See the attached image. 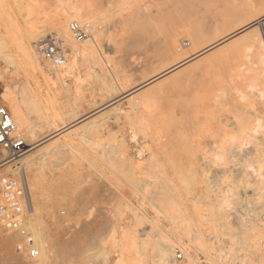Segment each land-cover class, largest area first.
<instances>
[{"label": "rangeland", "instance_id": "obj_1", "mask_svg": "<svg viewBox=\"0 0 264 264\" xmlns=\"http://www.w3.org/2000/svg\"><path fill=\"white\" fill-rule=\"evenodd\" d=\"M8 1L11 5L9 6L11 11L8 10V12L10 13V15L14 17L13 18L11 16L12 19L14 20L15 29L19 30L20 27L24 29L26 28V26L28 25L30 21H35V22L39 21L38 28L40 26L41 28L39 29L40 33L38 34H41V35H39L38 38L36 37L37 39H34L32 41L31 46L34 48V51L36 52V49H35L36 44L40 42L41 40L48 39L50 37H57L62 42L63 47L65 48L67 52V60H68V64L70 65L69 66L67 64V77L64 80L65 88L61 87L60 89L59 88L60 86H59L57 87V89H54L53 91H49L47 87L45 88L47 93L49 92L51 95H52V92H54L53 94H56L57 96L59 93V96L57 98L58 102L56 104L54 113H53V110H50V109L45 110V108H41V111L43 114L32 109V107L29 106L30 105L29 97H28L29 91H27L28 88H27V85H25L27 84L26 82L27 79L25 75H23L24 71L21 72V75L17 79L15 78L16 79L15 82L18 85H20V90L22 89L21 92L24 91V93H20V96L24 102V108L26 110V115H27L28 123H29L28 128L35 131L36 133L35 142H38L35 144V147L37 148L34 151L32 150L33 152L32 151L29 152L30 156H29V153H26L23 156L24 161L27 158L32 159L34 160L33 163L39 166V169L41 167V169L44 170V171L40 170L38 172L37 171L32 172V175L30 171L27 172V177L25 179H27L29 183L32 197H33L32 198L33 203H32V208L30 210V214L26 222L24 223V229L29 231L31 234H33L34 231H37L40 235L41 241L44 242V245L46 244L45 245L46 247H48L47 244H49V246L50 244H54V246H56V251L54 249L55 254L54 253L51 254V258L53 257L55 261L53 262V264H110L113 260L115 261H113L111 264H116L118 254L115 252H118L119 249L117 251V249H114V246L115 248H117L120 242L125 241L124 239L122 241V239L120 238L121 236L124 237V235H121V234L130 232L131 230H135L136 228H139L138 230L140 231L144 227L150 228L152 224L151 222H149V220L155 218L154 215L152 217V214L154 213V209H152L153 207L152 208L148 207V209L150 208L148 214H147L148 209L146 208L143 209L146 217L147 218L151 217L149 218V220L146 219L147 222H145L144 220L145 218H144V215H142V212H141L142 217L140 216V213H138L140 218L137 220H140V219L141 220L138 221L137 224H136L137 220L135 221L136 218H131V220H128V221H121V222L119 221L120 222L119 223V222H114V220L107 222V219H104L105 217H103L102 215H101L102 218H99L100 216L99 217L96 216L98 221L100 219L99 222L101 224L98 223L96 218L95 219L93 218L94 220L91 221V224H90L91 230H89L87 234L83 233L82 230L80 229H84L87 225V222H89L88 221L89 219L87 218V216L85 219V215L88 214V212L91 210L92 207L95 208L94 204L92 207H90L89 204H87V202L94 201L93 199L95 198L94 197L95 192H96L95 190L100 185V180L98 181L97 179L98 177L92 175L94 178L96 177L95 178L96 181L95 180L92 181V179H94L92 178V176H91V179L88 181L89 182L92 181L94 183L97 182V183H95V185L88 184V181L86 178H89L88 175L90 172L93 171V169L90 168L85 158L83 159L82 157H80V159H78L79 161L76 160L78 164L74 163L76 162L74 160H73L74 162L71 161V159L73 158L72 156H70V154L73 155L72 154L73 152L69 149L68 143L69 144L85 143L87 141V143L89 142L91 144H95V146L96 145L98 146L99 145L98 143H100V145H107L108 143V146L112 144L114 145V144L122 143L123 148L119 147L120 145L118 144L117 151L111 150L110 151L111 154L114 155V153L116 152L115 153L116 155L117 154L121 155L125 159V167H129V169L135 172L146 169V167L151 164L152 159H153L152 158L153 156L152 148H151L153 147L151 146V144L153 145V143L152 142L150 143V141L176 140L178 138L177 127H179L178 125L182 123L183 124L186 123V124L185 126L182 124L180 125V127L182 126L186 127V125H188L189 132H190L192 129L190 125L194 124V122L198 123L197 121H200L199 123H201L202 120L204 119L202 117H205V113L207 111L206 107H208V105H210L213 102L212 100H214V98H212L211 100L209 97H212V96H209L208 93H210V91H212L211 89L214 88V86H212L214 83L213 81L215 79H219L216 76L220 74L221 72H218L217 69L215 71L214 70L211 71L207 69L208 66H211V64H209L210 59H211L210 56H212L213 61L216 59H219L220 53L226 47H228L232 43L241 42L244 38V34L248 32V30H242L241 32H238L239 34L236 33V31L240 27L237 26L236 23L230 22L229 18H230V14L232 13L230 12V10L233 11L235 9H243L244 7H246V5L247 6L257 5L260 2H263V0H234L235 3H232L233 0H230L231 1L230 3L226 2L225 0V2L228 4L224 3V5L226 4L223 7L224 12L222 9L223 4H221V9L219 8L220 6L218 4H220V2H218L215 7V4H212V3L203 4L195 0H187V1L180 0V2L178 0L177 1L174 0L173 2H171L172 0H87L86 2H88L89 5H91V8L87 10L89 5L87 6L86 4L85 6L83 4L84 0L82 1L77 0V1H81L82 5L86 7L82 12V14L83 13L84 14L80 16L79 18L81 19V21L83 20L82 23L84 25L88 24V22L91 23V27H92V30L94 31L95 36L93 34L91 35V32H90L89 38L84 42H78L72 38L73 41H75L74 46L72 45L73 43L71 45H69L68 42L66 43L62 35L58 37L57 33H55V31H53V29L51 28L53 26L51 25L48 26V23L47 24L42 23L44 19L45 20L43 22L46 21V15L48 14V12H50L49 11L50 8L48 7L51 5V9L54 10L52 6H55L57 0H8ZM68 1H72V0H68ZM182 1H183V5L181 4ZM193 1H194V4H193ZM178 2L181 4V6ZM222 2L223 1H221V3ZM173 3L175 4V7ZM186 3H188V5H186ZM44 5L45 6L49 5L46 7L47 9L44 7L46 10L43 8ZM228 5H230L229 6L231 8L230 10L225 8ZM198 6H202V7L200 8ZM204 6H206V8H204L203 10ZM40 8H42L43 10ZM179 10L181 12L182 10L183 11L185 10V11L181 13ZM201 11H203L205 14ZM185 17L186 19L188 18L187 20H185L186 22L184 21ZM179 18L182 21H180ZM259 18L264 19V14H261ZM15 19L17 20V22H15L16 21ZM249 21H252V20H249ZM249 21L248 23H250ZM70 22H73V21H70ZM186 23H187V26L185 28L184 25H186ZM248 23L245 22V24L243 25L245 26ZM41 24L43 25V27ZM69 24H67L68 29H69ZM16 25H19V28ZM93 25L95 28L93 27ZM190 25L192 26V28ZM86 26L88 27V25ZM196 26H198L199 28L197 27L196 29ZM199 30L201 31V33ZM196 31L202 34L204 36V39L205 38L207 39V41L206 39L205 41L204 40L201 41V44L199 45L200 49H205L216 43L218 44L219 41L221 42V40H223L224 38L229 37L231 35L232 36L231 38L226 40V42H223L222 44L220 43V45L212 47L208 52H206L200 58H197L189 62L188 64L180 65V67L170 72L169 74H166L164 76L161 75L162 71H164L166 68L172 65L179 64L181 61L185 59V56L183 57L180 55H182V52L185 51V49H186L185 52H188L189 47L183 48L182 45L179 43H181V40L183 39L186 41V43L190 42V40H192V38L190 37H192L194 33H196ZM215 36H217V38H215ZM93 37L97 39L98 42L97 40L94 41ZM173 40L175 43L173 42ZM172 43L174 44V46ZM170 45L175 48L177 46L178 48L177 52H179V50L181 49L182 52L181 50L179 52L181 54H179L178 56L175 55L174 50L176 49L171 48ZM88 46L91 49L90 48L87 49ZM85 50L94 51V55L93 56L87 55L86 53H84ZM39 58L41 59L40 56ZM16 59L11 60L12 63L15 62L12 64L10 63L11 61H9L8 59H5L3 56L0 55V97L1 95H4L6 91L8 90V85L6 81H9L10 77L15 72L14 64H17V65H19V63L21 64L20 60L19 59L16 60ZM40 61L43 65L45 64L49 69L50 68L54 69L52 64L50 67L49 62H47L46 64V61H43L42 59ZM194 64L203 65L202 67L200 66L201 68L200 72L198 71L199 67L196 68V71H195L196 75H194L195 69L191 70V68L195 66ZM21 66L24 67L23 64H21ZM69 67H71L72 69L69 70ZM205 69H207L208 71H206ZM185 71H188V72H185ZM210 71L211 73L216 72V75L214 74V76H212L213 74L211 75ZM197 72H199L200 74ZM203 72L205 76L204 75L201 76ZM196 77L197 78L199 77V78L197 79ZM212 77L213 79L215 78L213 81H211ZM253 78H254V73L253 72L248 73L246 75L245 84L251 83V80ZM205 79L207 81H205ZM195 80L197 82L199 81V83H195ZM203 81L205 82L203 83ZM22 82H24V85L26 87L24 85H21L23 84ZM209 82L210 84H212L210 85L211 87L208 85ZM201 83L203 85L205 84V86L207 83V87H204ZM194 84L196 85L194 86ZM197 84H200V85H197ZM199 86L203 93L200 92ZM201 87L203 89L206 88L205 91H203ZM208 88L210 91H208ZM195 89L196 90L199 89L197 90L198 93L194 92L196 91ZM213 90L215 91V88ZM192 92H193V96H192ZM199 93L202 98L199 97ZM207 95H208V98H207ZM215 96L216 95H213V97ZM188 97H189V100H188ZM190 97H194V98H190ZM192 99L194 101H192V104H191L190 100ZM195 100H198L199 103L197 101L195 102ZM187 101L190 102L189 105L186 104V103H189ZM206 101L209 104H207ZM193 102L196 104H193ZM0 104L2 105V103ZM193 105L195 106L197 105L198 107L196 106L197 107L196 108ZM184 106H185V109H184ZM149 109L150 111L153 109L152 110L153 113H151L152 111L149 113ZM186 109L187 110L189 109L192 114L189 112V110L187 111ZM228 109L224 108V110H228ZM197 110L199 111V113H195V111L197 112ZM224 110H222L223 113H224ZM222 112L221 114H223ZM54 114H58L60 116L61 121L59 122V125H62L66 122L67 124H70L69 125L70 127L68 126L67 127L68 129L65 128V130L63 129L62 130L63 132L61 131L60 133L56 132V128L54 127L53 123H51L53 120L51 117L54 116ZM72 115L77 116V121L74 120L73 122L71 120ZM178 115L180 116L181 121L179 120ZM259 115H261L260 117L264 119V112L262 109L259 112ZM127 116H133V119L132 120L127 119ZM181 116H185V117H181ZM182 118L183 119L186 118V119L183 120ZM44 119L47 120L46 121L47 123L45 122ZM190 120L193 123H191ZM229 121L232 122L231 118ZM230 122L229 124H231ZM137 123H145L146 125L150 127L146 128V131H142V130L139 131L137 128V125H135ZM162 124L172 125V127L168 128L166 126L165 128H168V129L165 130V128H163L162 130V126H161ZM231 126L233 127L234 133L232 132ZM229 127L231 128L229 132L231 131L230 133L231 134L233 133L232 136H234L236 132L235 130L236 127L233 125H230ZM188 128H187V132H188ZM18 129H19V132L24 136V138L27 139L26 140L27 144L28 145L32 144L29 140L30 137L27 136L28 135V133H26L27 131L23 132L21 127L19 126H18ZM238 132L239 131L237 130L236 135H238ZM145 133H147L148 135L146 136ZM181 136L179 135V137ZM38 144L39 146H36ZM255 144H257L256 147H254ZM29 148L27 149V151L30 150ZM84 148L86 147L84 146ZM3 153H6L7 157L9 158L8 152H5L4 150H0V155H2ZM235 153H238V152L237 151L233 152L234 156L232 155L233 156L232 161H234L233 162L234 164L233 163L231 164V166L232 165H235V166L234 168H232V170H229V174H228V171L225 174H223L222 172L221 173L217 172V174L215 175V178H212L214 177V174L213 175L210 174L211 177H209V181L213 179V182L208 181L205 183V185L208 186L207 185L208 183L209 186H211V184L215 183L213 186L209 188L208 187L204 188L205 185H203L204 183H202V181L200 180L201 181L200 184H198V186L196 185V189L194 188L195 190L194 193L198 189L197 191L198 193H195V195L199 194L201 198L199 196L198 197L200 199L197 197V195L196 196L194 195L195 198H193L192 194L194 193L189 194L188 195L189 197L186 196L187 197L186 200L184 199V202L182 205L183 209L185 206L188 207L187 205L188 198L189 200H192V201L197 198L198 200L197 203L196 201H193L192 203L193 206L195 207H193L191 204L189 205L188 209L187 207L185 208V210L187 209L186 213L192 214V212H194L192 208L197 209V208L202 207L201 209L195 210V213L196 211L197 213L200 211V213L198 214H201L204 209V212L201 215L203 216L204 219L207 216V218L205 219V222L211 219L210 220L211 223L206 222L205 224L203 220V224H200V225L199 223H202L201 221L199 223L195 222V223H198L197 225L196 224L188 225L187 223H185L186 225H184V223L181 225H184V227L190 226V227H187L189 231L190 230L192 231V229H190L191 226H194V227L198 226V228H193V231H192V234L194 233L193 235L191 234V231H190L189 236L194 237L196 236L195 233H197V235L201 234L199 235L201 237H203L202 234L204 236L207 235L208 237L206 236L205 240L206 238L207 239L211 238L210 239L211 242L210 240L209 241L207 240V241L209 242V244H211L213 253L214 251L218 252V250H219V253L221 252L222 254L229 253L230 249H232L229 247L232 246L235 249H238L235 252L236 255L234 258L236 259L239 258L241 260L244 256H247L249 258L248 260L250 261L253 260L251 262L252 264L253 262L258 264L261 257H264L263 255L264 252H261V251H264V247H263L264 246V200L261 201L262 204L259 203L256 206L253 204L254 202L253 201L254 193L252 192L253 190L251 188L247 189L246 187L245 188L247 189V191H245L246 189L244 190L241 182H239L240 178L238 177L240 174L238 170L241 168L243 164L244 165L248 164L254 159V157L258 156L259 154L260 156L261 154L264 155V138H260L259 140H257V142L253 140V142L251 141L250 144L248 143L247 146L244 148V153L242 156L239 157L235 155ZM251 165L254 166L255 164H251ZM71 166L73 168H71ZM9 168L10 167H8L7 165L0 168V171H2L0 172V176L12 175L18 179L21 177L19 173H16V172L11 173L12 168L10 169ZM245 172H248V173L252 172V168L248 167ZM41 175L44 176V179H45V181L43 182V185L41 183H37L40 181ZM218 175H221V176L219 177ZM223 175L224 177H222ZM226 176H228V178ZM225 178L226 180H224ZM222 180L227 181V182L228 180H230V182H232V184L234 183V186L235 187L237 186V187L233 188L234 187L233 186L230 188L231 183L229 186V183L227 184L225 182L226 185H228V188H227L228 190L226 188L225 190L223 187H227V186L223 185L224 183H222ZM219 185L220 186L222 185L221 190L219 189L220 188ZM38 186H41V187L44 186V191H40L39 189L41 187H38ZM214 186L218 188L216 189ZM89 188L91 191L95 189L93 190L94 193L93 191L88 193ZM212 188L214 189L213 191H212ZM222 188L226 192L223 191ZM67 189H71L70 193H69V190ZM201 189H203V191ZM210 189L213 193L216 192V194L212 195L211 191H209ZM218 189L220 190V193ZM86 190L88 191L86 192ZM200 190L202 193L205 190L207 191L204 192L205 194L203 193L201 195V192H199ZM216 190L218 191V193ZM235 191L238 196H235L236 193H234L235 195L231 196L230 200L232 199L236 200L238 198V201L236 200L232 208L228 209L227 211L226 209H223L224 207L222 208V210L227 214L226 215L225 213H223V211L221 212V210L220 211L218 210L219 207L221 208L222 204L220 203L221 199L217 197L220 194L223 198V196L224 197L228 196V192L229 194L232 195V193ZM67 192L69 194H67ZM207 192H210V193L206 194ZM222 192L224 193L221 194ZM72 193L74 194L73 198L71 196ZM86 193H88V195ZM86 195L87 197H89V201H88V198L85 199V201H82L84 200V198H86ZM206 195H209V196L207 197ZM203 196H206L207 199H209V202L207 199L204 200ZM69 197L70 199L68 200ZM209 197L212 198L211 200H213L214 202L216 201L217 203L216 202L215 203L217 205L213 201H210ZM91 198L93 199L91 200ZM218 199L219 201H217ZM78 200H80L79 201L80 205L81 203L82 205L85 203V207L84 205L83 207L82 206L78 207V204H76V203H79ZM218 202H219V205L221 204L220 206H218ZM69 204L72 207L74 206L73 209L74 208H79V209H74L73 211ZM198 204H201L202 206H199ZM214 206L215 207L217 206L215 208L217 210L214 209ZM81 207L82 209L85 208V210L82 212L83 214L82 216L80 214ZM67 208L68 209L70 208L69 209L70 211L72 210L73 215H76L75 218L73 215H71L70 211L68 212V214L70 213V216L71 218L73 216V219H71L69 215H67V210H68ZM104 208H106L108 211L115 210V208L113 209L112 206L104 207ZM205 208L209 210L207 211ZM95 209L99 211L101 208H99V206H96ZM188 210H190V212ZM218 211L221 212L222 215H220V213H217ZM84 212H85V215H84ZM151 212L153 213L151 214ZM210 212L211 214H209ZM215 213L218 216V219H217L218 222L216 221L217 216L214 215ZM79 214L80 216H78ZM32 215L33 217L31 219ZM215 216L216 218H214ZM219 216L221 217L223 216V217L221 218ZM79 218L81 219V221ZM68 219H71L72 221ZM74 219L78 220L77 222L78 224L75 223L77 220L75 221ZM241 219L246 220V221L242 222ZM73 220H74V223H73ZM84 220L85 222H83ZM95 220L97 223L95 222ZM68 221L70 222L69 224H68ZM110 222H114V223L110 224ZM248 222L250 223L251 226H253L250 233L247 231L248 226H249ZM92 223L94 225H92ZM117 223L120 225L116 226L118 225ZM107 224L109 225L108 227H106ZM128 224H130L131 227ZM138 224H140V226H138ZM141 224L144 226L142 227ZM165 224L167 225L168 223L166 221L163 222L162 227L165 228ZM71 225L72 226L75 225V227H73V230L71 228ZM215 225H217L219 229ZM133 226H135L136 228ZM199 226H202L201 227L202 229ZM244 227H247V228L245 229ZM75 228L77 229L79 228L78 232L80 234H78V232L76 231L77 229ZM113 228H114V231L116 230L115 231L116 234L117 233L120 234V235L119 234L116 235V238L118 241V242L116 241L117 243L112 242L113 240L111 236L113 235L112 233L114 232ZM121 228L122 229L124 228L125 230L123 229V231H121L122 230ZM194 229H196V232ZM69 230H71V232ZM79 230L82 232V234ZM218 231L220 233H218ZM67 232H70L72 235L68 233V236H69L68 237ZM153 232H154L152 233L153 235H150V237L147 236L148 240L147 239L145 240L147 244L152 243V241L153 242L157 241V243L161 241V239H159V237H157V235L155 234L156 232L155 231ZM154 234L156 235L157 238L154 236ZM16 235H17V238H16ZM152 237L154 239L151 240ZM242 237H245L246 246L242 249H239V244L237 243L238 242L237 240H239ZM23 240H24L23 237L21 240V237L19 236L18 233H11V234L0 237V256L3 255L4 257L3 256L1 257L5 259L6 258L5 255H7L9 259L8 258L6 259H8L9 261L11 259L13 260L14 258L13 261L16 262V264H19L21 262L23 263L24 260H19L18 256L15 254V246L18 244H22ZM167 241L168 242L166 243V240L164 239V241L160 242V243L165 242L166 243L165 245L167 246L159 243L160 247H164V248L166 247L165 249L163 248H160V249H163L168 252L173 249V251L175 252L174 254L178 255V256L177 255L175 256L173 254L174 258H177L175 259L176 263H173L174 262L173 255H170L171 259H169V261L172 260L170 263L171 264H188L187 258L181 252L182 250L179 249L177 246L174 247V245H172L173 244L172 242H171L172 244H170L169 240ZM219 241H221L222 243ZM110 242L112 245L110 244ZM56 243L60 247H57ZM212 244L215 247H217L218 250ZM110 245L114 249V250L113 249L111 250L113 251L116 250L114 253L113 251L110 250L111 248ZM104 246L106 248L110 247L108 248L107 253H105L104 249H102V247L105 248ZM213 248L215 249L213 250ZM101 249L103 250V252ZM146 249L141 250L143 252L140 254L143 255L144 253L145 256L143 255L142 257L148 262L146 263L152 264V262L154 263L155 259L157 258L156 256L158 255L157 253L158 249L157 250L153 248L151 249V247L146 248ZM101 252L104 254V256L102 255ZM150 253L153 254L152 255L153 257L150 256L151 255ZM105 254L107 255V258ZM146 254L148 255L147 256L148 258L146 257ZM108 255H110V258ZM149 257H151L152 260ZM141 258L139 260L143 259ZM53 259H51V262L53 261ZM157 259L154 264H157V261H158ZM109 260L110 261L112 260V261L110 262ZM228 260L229 259H227V261ZM202 262L203 261H200V263ZM45 264H46V261H45Z\"/></svg>", "mask_w": 264, "mask_h": 264}, {"label": "bare ground", "instance_id": "obj_2", "mask_svg": "<svg viewBox=\"0 0 264 264\" xmlns=\"http://www.w3.org/2000/svg\"><path fill=\"white\" fill-rule=\"evenodd\" d=\"M81 1L57 0L55 6H52L54 8V10L51 9L50 4H49L50 6L47 5V6H49L48 8H50L52 11L49 9L50 12L47 11L48 14L46 15V21L43 22L45 19L42 21V23H44V24L48 23V26L49 25L53 26L51 28L53 29V31H55V33H57L58 37L60 35H62L64 37L65 42L66 43L68 42L69 45H71L73 43L72 44L73 46H74L75 41H73L74 38L72 37L70 30L67 27V24L71 23L70 21H77V22L82 23L83 20L81 21V19L79 17L84 14V13L82 14L83 10L86 8V7H84V5L86 6V4H87V6H88L89 3L86 2L87 0H84V2H86V3L83 2L84 5H82ZM173 1L174 0H172L171 2H173ZM178 1L180 2V0H178ZM195 1L203 3V4L204 3H206V4L212 3V4H215V7H216V4L218 2H220V4H218L220 6L219 7L220 9H221V4H223L222 5V9H223V7L226 4L231 2L230 0L229 1L226 0V2H228V3H226L225 0H195ZM221 1H223V2L221 3ZM224 3H226V4L224 5ZM232 3H235L234 0ZM255 3H257V2H255ZM38 4H40V3H38ZM181 4L183 5V1ZM181 4H180V6H181ZM193 4H194V1H193ZM186 5H188V3H186ZM218 5H217V7H218ZM230 5L226 6L225 8L230 10L231 9L229 7ZM9 6H11V5H10L8 0H0V55L3 56L5 59H8L9 61L15 60L16 58L19 59L21 64L24 65V67H22L20 63H19V65L14 64L15 65V72L10 77L9 81L5 80L7 82V85H8V90L6 91V93L4 95H1L0 103H2V105H5L9 109V111H10V113H11V115L15 121V124L17 127V133L20 136H22L23 140H25V142H26L27 139L24 138V136L19 132L18 126L21 127L23 132L27 131L26 132V133H28L27 136L30 137L29 140L32 144L28 145L26 142L25 152L21 156L16 157V159L14 161H12V163H11V161H8V157H7L6 153H3L2 155H0V168L7 165L8 167L12 168L11 173H14V172L19 173L21 178L25 179L27 177L28 171H30L31 175H32V172H36V171L38 172L42 169H41V167L39 169V166L34 164L33 163L34 160H32V159H28L26 157L28 160L26 159L25 160L26 162L24 161L23 156L26 153L31 152L32 150L34 151L37 148V147H35V144L38 142H35V139H36L35 131L28 128L29 127L28 118L26 115V110L24 108V102L20 96V93H24V91L21 92L22 89L20 90V85H18L15 82V80L21 75V72L24 71L23 75H25V77L27 79L26 80L27 84H25V85H27V88H28V90H27V88H26V90L29 91L28 97H29V104L30 105L29 104L28 105L31 106L32 109H34L40 113H42L41 108H45V110H48V109L53 110V113H54L56 104L58 102L57 98L59 96V93L56 92V93H58V96L56 94H53L54 92H52V95H51L49 92L47 93L45 88L47 87L49 91H53L54 89H57V87H59V86H60L59 87L60 89H61V87L65 88L64 87L65 86L64 80L67 77L68 60L66 58V63L64 65H62L61 67H54V69L53 68L49 69L45 64L43 65L40 61L42 58L41 59L39 58V55H37L38 54L37 51L35 52L34 48L31 46L32 41L34 39H37L38 36L41 35V34H38V33H40L39 29L41 28V26L38 28L39 21L38 22L30 21L28 23V25L26 26V28H24V29L21 27H20L21 28L20 29L19 25H16L19 28V30H17L14 27V20L12 19L13 16L10 15V13L8 12V10L11 11ZM35 6H36V4H35ZM47 6L44 5L43 8L44 7L46 8ZM89 6H88L87 10H89V8H91V5H89ZM41 7H42V5H41ZM174 7H175V4H174ZM198 7L201 8L202 6H198ZM200 8H199V10H200ZM204 8H206V6L203 7V10H204ZM40 9H42V8H40ZM184 11L182 10V12H184ZM196 11H194V12H196ZM205 11H206V9H205ZM201 12H203V11H201ZM223 12H224V9H223ZM230 12H232L230 14V18H229L230 22L236 23L237 26L240 27L236 31V33L241 32L242 30H248V32L244 34V38L241 42L232 43L231 45L226 47L220 53L219 59H216L213 61L212 56H210L212 61L210 59L209 64H211V66H208L207 69H209L211 71L212 70L215 71L217 69V71L221 72V73L218 74V72H217V74L219 76L217 75L216 77L219 79L214 78L215 79L214 80L212 77L211 81L214 80L213 85L210 84V82L208 83L209 86L212 85L215 88V91L213 90L214 88L211 89L212 91H210L208 88V91H210V93H208V94H209V96H212L209 98L211 100H212V98H214V100H212L213 102L211 101L212 103L210 105H208V107H206L207 111L205 113V117H202L204 119L202 120L201 123H199L200 121H197L198 123L194 122V124L190 125L192 127L190 132H189V128H188L189 126L188 125H186V127H183V126L180 127V125H182L183 123L182 124L179 123L180 125H178L179 127H177L178 138L176 140H166V141L153 140V141H150V143L151 142L153 143V145L151 144V146H153V147L150 146L152 148V154H153L152 158L153 159H152L151 164L149 166H147L146 169L135 172V171L129 169V167H125V159L121 155H118V154L116 155L115 154L116 152L115 153L113 152L114 155L111 154V152H110L111 150L117 151L118 144L120 145L119 147L123 148L122 143H118V144H114V145L109 144L110 146H108V143H107V145H100V143H98L99 145L95 146V144H91L89 142L87 143V141L85 143H72V144L68 143L69 149L73 152L72 153L73 155L70 154V156H72V158H73V159H71V161L72 162H74L76 160L79 161L78 159H80V157H82L83 159L85 158L87 160L90 168L93 169V171L90 172L89 175L87 174L89 176V178H86L87 181L91 179L92 175L98 177L97 178L98 181L100 180V185L98 183L99 186L96 185V186H98L96 188V190L93 189L96 191L95 196L93 194V196L95 198L94 199L91 198V200L93 199L94 201L90 202L89 197H87L88 193L93 191V190L91 191L90 188L88 189L89 191L86 190V192L88 191V193H86L87 194L86 198H84V200H82V201H85V199L88 198L89 202H87V201L86 202H87V204H89L90 207H92L94 204L95 208H96V206H99V208H101L99 211H97L94 207H92L89 212L87 211L88 212L87 215H85V212H84L85 219L87 216V218L89 219L88 220L89 222H87V225L84 229H80V230H82L83 233L87 234L89 232V230H91L90 229L91 221H93L96 218V216L97 217L100 216L99 218H102L101 217V215H102L103 217H105L104 219H107V222L112 221V220H114V222L128 221V220H131V218H136L135 219V221H136L137 219L140 218L141 212H142V215H144V218H145L144 220H145V222H147L146 219L149 220V218H151V217L147 218L143 209H145V208L148 209V207H151V208L153 207L152 209H154V213L151 212V214L153 213L152 217L154 215L155 218L149 220V222H151V224H152V225L150 224L151 227L150 228L144 227L143 229H141L144 226L141 224L142 225V227L140 228L141 231L138 230L139 228H136L135 226H133L136 228V229L134 228L135 230H131V231L129 230L130 232H126V233L123 232L124 234H121V235H124V237L121 236L120 238L122 239V241H123V239L125 241L120 242L118 244L119 246H117V248H115V246H114L115 244L113 245L114 249H117V251L119 249L118 252H115L116 250L113 251L114 249L111 246L112 245L111 242H110L111 248L110 247L106 248L105 246H104L105 248L102 247V249H104L105 253H107L108 248H110V250L113 249V250H111V251H113V253L115 252L118 254V258L116 257L117 258L116 264H147L148 262L142 257L144 255V253H143V255L140 253L143 252L141 250H145L146 248H149V247H151V249L153 248L155 250L158 249L157 250L158 255L156 256L158 258V259L156 258L158 260L157 264H171L170 262L172 260L169 261V259H171L170 255H173L175 252L173 251V249L171 247H170L172 249V250H170L171 252L163 250L166 247L165 248L160 247V244L165 245L168 242L167 240H169L170 244L173 243L172 245H174V247L177 246L179 249L182 250L181 252L187 258L188 264H203V263L204 264H250L253 261V260H251V261L248 260L249 258L247 256H244L241 260L239 258L238 259L234 258L236 255L235 252L238 249H235L231 245H230L231 247H229V248H232V249H230V251L228 250L229 253H226V251H225L226 254H222L221 252L219 253L218 248L212 244L218 250V252L214 251V253H213L212 246L208 242L211 238L210 239L206 238V240H205V237L207 235L204 236L202 234V236L204 237L203 238V237L199 236L201 234L197 235V233H195L196 236L190 237L189 233L191 230L189 231L187 228L190 226H185L186 227L185 228L184 227V225H186L185 223H187L188 225L189 224L190 225L191 224L197 225L201 221L202 223H199V225H200V224H203V220H204L205 224H206V222L211 223V221H210L211 219L207 220L205 222V219L207 218V216L204 219L203 216L201 215V214H203L204 209H203L201 214H198V213H200L199 210H198L199 211L198 213L196 211L197 214L195 213V210L201 209L202 207L197 208V209L192 208V210L194 211V212H192L193 215L191 213H186L187 209L189 208V205H191L193 203V201H196V203H197V201H198L197 198L193 201L189 200V198H188L187 199L188 200V202H187L188 207L185 206L184 209L182 207L184 199L186 200V198L189 197L188 196L189 194L194 193V191H195L194 188L196 189V185L198 186V184H200L201 181H202V183H204L203 185H205V183L209 181V177H211V175L214 174V177H212V178H215V175L217 174V172H220V173L222 172L223 174H225L228 171V174H229V170H232V168H234V166H235V165L231 166V164L234 162V161H232V159H233L232 157L234 156L233 152L237 151L238 153H235V155L240 157L243 155L244 148L247 146L248 143L250 144L251 141L253 142V140L255 142H257V140H259L260 138H264V119L262 117H260L262 114L259 115V112L261 111V109L264 112V19L259 18V16H261V14H264V0H263V2H260L257 5H253V6H247L246 5V7H244L243 9H235L233 11L230 10ZM211 14H212V12H211ZM220 15H222V14H220ZM187 19L185 17L184 21ZM179 20H180V18H179ZM249 20H252V21H249ZM180 21H182V20H180ZM248 21L250 23H248ZM15 22H17V20ZM245 22H247L248 24L244 26L243 24H245ZM193 23H194V21H193ZM86 25H88V27ZM86 25L85 26L87 27L89 34L91 32V35L92 34L94 35V31L92 30L91 23L88 22V24H86ZM69 26H70V24H69ZM184 26L186 28L187 23ZM190 26H189V28H190ZM42 27H43V25H42ZM93 27H94V25H93ZM197 27L198 26H196V29H197ZM191 28H192V26H191ZM201 29H202V27H201ZM200 33H201V31H200ZM200 33H198L196 31V33H194V35L192 37H190V38H192V40H190V42H188V43H186V41L184 39L183 40L179 39V40H181V43H179V44H181L183 48L189 47L188 52H185L186 49H185V51L182 52V50L179 48L182 52V55H180V56H183V57L185 56V59L183 61H181L180 63L178 62L179 64L169 66L164 71H162L161 75L164 76L166 74H169L170 72H172L175 69H177L178 67H180V65L188 64L189 62H191L197 58H200L202 55H204L206 52H208L212 47L220 45V43L222 44L223 42H226V40H228L232 36L231 35L229 37L224 38L223 40H221V42L219 41L218 44L215 41L216 44H214L210 47H207L205 49H200L199 45L201 44V41H203V40L205 41V39H206V38L204 39V36ZM236 33H234V34H236ZM208 36H207V38H208ZM215 38H217V36H215ZM93 39H94V41L97 40L94 37H93ZM98 39H99V37H98ZM206 41H207V39H206ZM97 42H98V40H97ZM173 42H174V40H173ZM173 46H174V44H173ZM203 46H204V44H203ZM88 48H90V47L88 46L87 49ZM171 48L174 49L175 47L171 46ZM35 49H36V47H35ZM74 49H75V47H74ZM175 49H176V50H174L175 55L178 56L179 54H181V53H179L180 50H179V52H177V49H178L177 46ZM84 53H86L87 55H92V56L94 55V51H91V50H85ZM10 63H12V61ZM13 63H15V62H13ZM46 64H47V62H46ZM194 65H192V66H194ZM200 66L202 67L203 65L197 64L191 68V70L195 69L194 75H196L195 71H196V68H198V67H199L198 71L200 72V70H201ZM50 67H51V64H50ZM204 68H206V67H204ZM220 68H222V69H220ZM71 69L72 68L69 67V70H71ZM207 69H205V70L208 71ZM205 70H204V72H205ZM202 71H203V69H202ZM211 71H210V74L211 75L213 74L212 76H214V74L216 75V72L211 73ZM185 72H188V71H185ZM199 72H197V73H199ZM204 72L201 76L204 75ZM250 72L254 73V78L251 80V83L245 84L246 75ZM206 79H205V81H207ZM208 80H209V78H208ZM205 81H203V83ZM22 83L23 84H21V85H24V82H22ZM192 83H193V81H192ZM195 83H199V81L197 82L195 80ZM195 85L196 84H194V86ZM197 85H200V84H197ZM203 86L207 87V83H206V86H205V84ZM192 89H191V91H192ZM199 89H200V86H199ZM199 89H197V90H199ZM205 89L206 88H204L203 91H205ZM197 90L194 92H197ZM200 92H202L201 89H200ZM204 93H206V92H204ZM186 94H187V92H186ZM212 94L216 95V96L213 97ZM192 96H193V92H192ZM184 97H183V99H184ZM197 97H198V95H197ZM197 97H195V98H197ZM199 97H201L200 93H199ZM190 98H194V97H190ZM207 98H208V95H207ZM185 100H187V99H185ZM188 100H189V97H188ZM190 101L192 104V101H194V100L192 99ZM196 101L198 102V100H195V102ZM187 102H189V101H187ZM206 103H207V101H206ZM186 104L189 105L190 102L186 103ZM193 104H196V103L193 102ZM202 104H204V103H202ZM207 104H209V103H207ZM193 106L196 107L197 105L196 106L193 105ZM224 108H226V109L229 108V109L224 110ZM150 109H149V113L153 110L152 109L150 111ZM184 109H185V106H184ZM222 110H224V113L222 112ZM225 111H226V113H225ZM189 112H190V110H189ZM221 112L223 114H221ZM151 113H153V111ZM195 113H199V111L197 110V112L195 111ZM62 115H64V114H62ZM193 115H194V113H193ZM185 116H181V117H185ZM51 118L53 119L51 123H53L54 127L56 128V132H59V133H60V131L63 132L62 130L63 129L65 130V128H67L70 125V124H67L66 122L62 125H59V122L61 121V119H60V116L58 114H54V116H52ZM230 118H231L232 122L229 121ZM127 119L132 120L133 116H127ZM185 119L186 118H184L183 120H185ZM71 120L73 122H74V120L77 121V116L72 115ZM179 120H180V116H179ZM196 120H197V118H196ZM46 121L47 120H45V122ZM193 121H195V120H193ZM67 122H69V121H67ZM229 122L231 124H229ZM191 123H193V122L191 121ZM185 124L186 123H184L183 125L185 126ZM135 125H137V128L139 131H141V130L146 131V128L150 127V126L146 125L145 123H137ZM230 125H233L236 127V129L235 128L234 129L236 130V132H237V130L239 131L238 135H236V132H235L234 136H232L234 132H233L232 126H231V128H232L233 133L231 134L230 133L231 131L229 132V130H231V128L229 127ZM161 126H162V130L166 126L168 128L172 127V125H167V124H162ZM168 128H165V130ZM187 128H188V132H187ZM145 135L147 136L148 134L145 133ZM179 135L180 136L182 135V136L179 137ZM36 146H39V144ZM84 146L86 148H84ZM256 146H257V144L254 145V147H256ZM29 147H31V148H29ZM28 148L30 150L27 151ZM234 150H236V151H234ZM29 156H30V153H29ZM246 160H247V158H246ZM77 161L74 163H77ZM235 162H237V161H235ZM37 163H39V162H37ZM251 164H255V165L253 166ZM237 166H238V164H237ZM248 167L252 168V172H250V173L245 172ZM71 168H73V167L71 166ZM42 171H44V170H42ZM238 171L240 174L238 177V178H240V181L238 179L237 180L239 182H241L244 190L246 188L247 189L251 188L253 190L252 191L254 193V195H253L254 200L252 199L254 201V202L252 201L253 204L255 206L258 205L259 203L262 204L261 201L264 200V155L261 154V156H260V154H259L258 156L254 157V159L251 162H249L248 164H245V165L243 164ZM0 172H2V171H0ZM71 172H73V171H71ZM35 175H36V173H35ZM93 176H92V178H94ZM218 176L220 177L221 175H218ZM222 177H224V175ZM226 177L228 178V176H226ZM95 178L92 179V181L95 180ZM224 180H226V178ZM44 181H45L44 176L41 175V179L37 183H41L43 185ZM210 181L213 182V179ZM214 181H215V179H214ZM91 182L88 181V184L95 185V183H97V182H95V183L94 182L91 183ZM225 182L227 184L229 183V186L231 183L230 188L234 186V183L232 184V182H230V180H228V182L222 180V183H224L223 185L227 186V187H223L224 189L228 188V185H226ZM214 184H211V186H213ZM218 184H220V183H218ZM207 185L208 186L205 185L204 188L211 187V186H209L208 183H207ZM41 186H38V187H41ZM221 186L219 188L220 190H221ZM236 187L234 186L233 188H236ZM223 188H222V190H223ZM219 189H218V191L220 193ZM247 189L245 191H247ZM39 190L44 191V186L41 187ZM67 190H69V193H70L71 189H67ZM201 190L203 191V189H201ZM201 190L199 192H201ZM207 190H205V191H207ZM213 190L214 189L212 188V191ZM225 190H223V191H225ZM197 191H198V189H197ZM197 191L195 193H198ZM209 191H211V189ZM212 191H211L212 195L216 194V192L213 193ZM218 191H217V193H218ZM229 192H228V196H225V197L223 196V198H222V196L219 194L217 197V198L221 199L220 203L222 205L220 204L221 208L219 207V209H218L219 211L221 210V212L223 211L222 210L223 207H224L223 209H226V211H227L228 209L232 208V206L234 205L236 200L238 201V198L237 199L234 198L236 200H233V199L230 200L231 196L235 195L234 193H236V191L233 192L232 195L229 194ZM231 192H232V190H231ZM69 193L67 192V194H69ZM93 193H94V191H93ZM195 193L192 194L193 198H195V196L197 195V194L195 195ZM203 193L201 192V195ZM208 193H210V192H207L206 194H208ZM223 193L224 192H222L221 194H223ZM73 195L74 194L72 193V195H71L72 198H73ZM209 195H211V194H209ZM209 195H206V196L208 197ZM198 196H199V194L197 195V197ZM206 196H203L204 200L207 199ZM235 196H238L237 193ZM213 197H215V196H213ZM72 198H71V200H72ZM69 199H70V197L68 198V200ZM211 199L212 198H210V201H213ZM219 199L217 201H219ZM207 200L209 202V199H207ZM207 200H206V202H207ZM79 201L80 200H78V202ZM69 202H71V201H69ZM76 204H78V207L79 206L83 207V205L85 207V203L83 205H82V203L80 205V202L76 203ZM206 204H208V203H206ZM69 205H67V206H69ZM71 205H70V207L73 211H74V209H79V208L73 209L74 206L72 207ZM198 205L202 206L201 204H198ZM220 205L218 202V206H220ZM111 206L113 207V209L115 208L114 211L113 210L108 211L106 208H104V207H111ZM192 206H193V204H192ZM82 207L80 208L81 209V211H80L81 216L83 215L82 212L85 210V208L82 209ZM186 207H187V209L185 210ZM193 207H195V206H193ZM216 207L214 206V209ZM207 208H209V207H207ZM211 208H212V206H211ZM69 209L67 210V215H69V217L71 218L70 213H71V215H73V213H72V210L70 211ZM149 209L147 211V214L149 213ZM215 210H217V209H215ZM69 211H70V213L68 214ZM188 211L190 212V210H188ZM219 211L217 213H220V215H222V213ZM95 213H96V215H95ZM138 213H140V216ZM223 213H225V212L223 211ZM80 214L78 216H80ZM151 214H149V215H151ZM209 214H211V212ZM214 215H216V213ZM73 216L75 218L76 215H73ZM73 216L71 219H73ZM216 216L214 218H216ZM32 217H33V215L31 216V219H32ZM219 217H221V216H219ZM71 219H68V220H71ZM217 219H218V216L216 218V221L218 222ZM74 220H73V223H74ZM140 220H137L136 224ZM144 220H143V222H144ZM220 220H222V219H220ZM224 220H225V218H224ZM80 221H81V219H80ZM97 221H98V219H97ZM99 221H100V219H99ZM99 221H98V223H100ZM104 221H106V220H104ZM165 221L168 224L167 225L165 224V228H164V227H162V224ZM241 221L243 222L246 220L241 219ZM77 222H78V220L75 223L78 224ZM83 222H85V220ZM95 222H96V220H95ZM114 222H110V224H112ZM195 222H198V223H195ZM69 223L70 222L68 221V224ZM183 223H184V225H181ZM214 223H216V222H214ZM108 224H107V226L106 225L105 226L108 227L109 226ZM92 225H94V224L92 223ZM102 225H104V224H102ZM114 225H116V224H114ZM119 225L120 224H118L116 226H119ZM128 225L131 227L130 224H128ZM105 226H103V227H105ZM138 226H140V224H138ZM182 226H183V228H182ZM215 226L217 227V225H215ZM73 227H75V225H73V226L71 225L72 230H73ZM199 227L201 228L202 226H199ZM252 227L253 226H251L249 223V226L247 229V231L249 233L252 230ZM193 228H198V226L197 227L191 226L190 229H192V231H193ZM217 228H216V230H217ZM244 228L246 229L247 227H244ZM75 229H77V228H75ZM78 229L76 230L77 232H78ZM123 229L121 231H123ZM194 230L196 232V229H194ZM69 231L71 232V230H69ZM113 231H114V228H113ZM115 231L112 233L113 235L111 236L113 243L117 241L116 235L119 234V233L116 234ZM118 231H119V229H118ZM153 231L156 232L155 234L157 235V237H159V239H161V241H164V239H165L166 243L165 242L160 243L161 241L159 240L160 242H158V243H157V241H154V242L152 241V243L147 244L145 242V240L147 239V236L150 237V235H153L152 234V233H154ZM192 231H191V234H192ZM70 232H67V236H68V233H70ZM82 232H81V234H82ZM198 232H200V231H198ZM218 233H220V232L218 231ZM78 234H80V233L78 232ZM155 234H154V236L156 237ZM70 235H72V234L70 233ZM214 235H216V234H214ZM32 236L34 238L35 246L39 249V251L41 253L42 264L43 263L45 264V261H46V264L47 263L53 264V262H55V261H54L53 257L51 258V254L52 253L55 254L56 246H54V244H50V246H49V244H47L48 247H46L45 246L46 244L44 245V242L41 241L40 235L37 231H34ZM16 238H17V235H16ZM118 239H119V237H118ZM152 239H154V238L152 237L151 240ZM21 240H22V237H21ZM15 241H17V240H15ZM119 241H121V240H119ZM237 241H238L237 243L239 244V249H242L246 246L245 237H242ZM210 242H211V240H210ZM219 242H221V241H219ZM108 243H109V241H108ZM56 245H57V247H60L57 243H56ZM165 246H167V245H165ZM160 248H163V249H160ZM215 248H213V250ZM54 249H55V251H54ZM111 251H109V252H111ZM102 252H103V250H102ZM222 252H223V250H222ZM261 252H264V251H261ZM4 253H6V252H4ZM154 253H156V252H154ZM102 255L104 256L103 253H102ZM152 255L153 254H151L150 256L153 257ZM174 255H173V261H174L173 263H176L175 259H177V258H174ZM259 255H261V254H259ZM263 255H261V256H263ZM1 256H3V255H1ZM1 256H0V264H14V263L16 264V262L13 261L14 258H13V260L11 259L9 261L8 260L9 257H7V255H5V256L8 259H6V258L4 259L3 258L4 256L3 257H1ZM105 256L107 258L106 254H105ZM108 256L110 258V255H108ZM147 256L148 255L146 254V257ZM151 257H149V258H151ZM140 258L143 261L139 260ZM51 259H53L52 262H51ZM156 259H155V261H156ZM227 259H229V260L227 261ZM47 260H48V262H47ZM151 260H152V258H151ZM113 261H115V260H113ZM155 261H154V263H155ZM200 261H203V262L200 263ZM154 263L152 262V264H154ZM254 263L255 262H253V264ZM19 264H22V262ZM258 264H264V257H261Z\"/></svg>", "mask_w": 264, "mask_h": 264}, {"label": "built area", "instance_id": "obj_3", "mask_svg": "<svg viewBox=\"0 0 264 264\" xmlns=\"http://www.w3.org/2000/svg\"><path fill=\"white\" fill-rule=\"evenodd\" d=\"M72 37L84 42L89 37L85 25L73 21L69 26ZM38 55L53 67H61L66 63L67 52L57 37L43 39L36 44ZM26 142L17 133L15 121L9 109L0 104V150L8 152V161L25 152ZM32 193L27 179L15 178L12 175L0 176V237L18 233L23 243L15 246V254L22 264H42L41 253L35 246L32 234L24 229L32 208Z\"/></svg>", "mask_w": 264, "mask_h": 264}]
</instances>
